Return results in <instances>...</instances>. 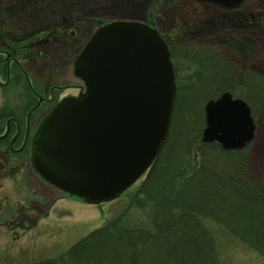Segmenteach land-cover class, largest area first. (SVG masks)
I'll list each match as a JSON object with an SVG mask.
<instances>
[{"label": "rangeland", "instance_id": "1", "mask_svg": "<svg viewBox=\"0 0 264 264\" xmlns=\"http://www.w3.org/2000/svg\"><path fill=\"white\" fill-rule=\"evenodd\" d=\"M118 19H150L171 39L177 88L199 83L201 71L205 88L200 89L198 83L195 90L186 87L178 97L180 113L187 102L196 109L199 98L203 111L205 102L212 98L209 92L214 81H219L218 67L225 61L238 72L264 79V0H246L234 9L191 0H0V30L12 24L4 28L10 32L5 36L11 35L17 42L29 37L22 48L28 52L17 55L23 70L12 64L9 81L4 83L0 77V111L15 109L24 122L27 109L39 94L45 100L30 114L34 128L57 100L76 94L82 85L71 72V61L84 40L100 21ZM185 47L200 50V64L178 56ZM51 86L55 88L49 93ZM32 89L37 94L31 93ZM240 89L233 95L242 96L250 87L243 82ZM255 94L257 100L251 108L254 137L245 145L252 177H258L264 168V85ZM16 155L14 165L9 162V166L4 167V163L0 167V264H29L63 253L77 238L123 208L143 178L117 199L89 204L64 196L35 177L25 150ZM215 235L220 236V264H264L257 253L227 234Z\"/></svg>", "mask_w": 264, "mask_h": 264}, {"label": "water", "instance_id": "2", "mask_svg": "<svg viewBox=\"0 0 264 264\" xmlns=\"http://www.w3.org/2000/svg\"><path fill=\"white\" fill-rule=\"evenodd\" d=\"M235 7L243 0H199ZM72 64L84 91L60 99L30 142L34 171L88 203L111 200L142 176L163 145L176 92L166 41L151 22L112 20ZM248 104L223 91L204 105V142L242 148L253 137Z\"/></svg>", "mask_w": 264, "mask_h": 264}, {"label": "trees", "instance_id": "3", "mask_svg": "<svg viewBox=\"0 0 264 264\" xmlns=\"http://www.w3.org/2000/svg\"><path fill=\"white\" fill-rule=\"evenodd\" d=\"M163 37L174 56L171 39ZM180 51L185 61L200 64V50ZM234 67L226 61L218 67L219 81L209 94L237 95L244 82L250 90L239 97L252 108L264 79ZM197 83L186 87L195 90ZM186 87L177 88L165 142L127 204L63 253L29 264H220L215 233L227 234L264 261V168L258 177L249 176L246 147L230 150L201 140L200 98L196 109L188 102L181 113L178 108Z\"/></svg>", "mask_w": 264, "mask_h": 264}, {"label": "flooded vegetation", "instance_id": "4", "mask_svg": "<svg viewBox=\"0 0 264 264\" xmlns=\"http://www.w3.org/2000/svg\"><path fill=\"white\" fill-rule=\"evenodd\" d=\"M0 40L2 41L0 43V74L1 72L3 73L0 77H4L5 83L9 81V74L11 72L10 67L12 64L18 65L21 69L22 67L18 63L17 58L20 51L13 39L0 36ZM2 65H5V68ZM23 73L25 74L24 71ZM53 87L55 88V86L49 87V93L53 91ZM32 90L31 93H36ZM37 95L38 100L35 102L36 105L33 104V106L27 109L26 114L24 115V122L22 116L16 115L15 109L14 111L11 108L6 112L0 111V167H3L4 163V167L9 166V162L14 165L12 158H14L19 151L21 152L22 150H25L28 153L31 135L34 131V128L30 125V114L40 105L42 100H45L42 96H39V94Z\"/></svg>", "mask_w": 264, "mask_h": 264}, {"label": "bare ground", "instance_id": "5", "mask_svg": "<svg viewBox=\"0 0 264 264\" xmlns=\"http://www.w3.org/2000/svg\"><path fill=\"white\" fill-rule=\"evenodd\" d=\"M83 1V0H80V2ZM90 2V1H89ZM85 4L88 3V2H84Z\"/></svg>", "mask_w": 264, "mask_h": 264}]
</instances>
